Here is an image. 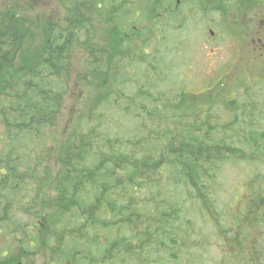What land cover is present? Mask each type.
Listing matches in <instances>:
<instances>
[{"label":"rangeland","instance_id":"rangeland-1","mask_svg":"<svg viewBox=\"0 0 264 264\" xmlns=\"http://www.w3.org/2000/svg\"><path fill=\"white\" fill-rule=\"evenodd\" d=\"M134 1L135 0L116 1V5L119 6V12L122 16V20H117L119 23L117 27L119 33L116 29H114L110 32L109 36L108 34L106 35V32L103 30L108 28L111 23L109 20L111 8L110 0H86V5H83L84 0L77 3V6L83 5L81 6V17L83 18V22L79 17V22L77 23V27L79 28L83 25L82 28H80L79 34L85 41L94 42L97 39L96 45H99L98 47L105 45L106 48H108L111 42L118 46L123 44L126 49L128 48L127 51L130 56H133L129 50V46L134 42L132 39L138 35H141V37H138L140 40L146 38L147 35L151 36L150 44L148 43L149 46L146 47L145 51L147 55H145L142 62H133L132 68L135 72H143L147 78H150L153 81L156 79H162V74L159 70L152 71V68L156 67L153 63L155 55L161 57L162 65L165 69L172 71L176 69V65L174 63L176 62V54H174L171 49H166L165 52H161L160 45L159 49L154 52L155 45H151V41L156 43L158 39L162 44V38L166 36L167 38L165 41L170 47L172 45L184 44L188 42L192 43V41L197 45L203 46V52H196L195 56L193 47L191 45H189L190 47L188 46L187 55L189 58L194 57L193 60L197 62V65L202 62H206L210 65V68H220L226 66L225 63L232 66H239L242 64L235 72H247L250 75L257 76L258 78L260 72L264 71V52L262 51L261 53H258V56L254 54L252 47L249 44L251 31L246 30L243 26H240L236 31H234L243 38V50L240 55L242 60L238 59L239 62L237 64H233L235 60H231L230 58V54L233 53V47L238 44V38L236 35H231L233 31L224 33L221 31V27H223L222 24L225 22L227 24H234V20L236 19L235 8H229L226 12L224 11L223 5L220 3L221 11L216 13V11L212 8L216 5L217 0H206V2L204 0H185L183 5H181L180 2L173 5L172 2L177 0H160L159 7L155 11H153V7L149 6L147 3L149 8V16L146 20L148 22L147 23L143 18L145 0H136V6ZM168 1L170 2L169 5H167ZM22 3V0H5L1 2V6L7 7L11 10L12 4L16 7L18 4ZM25 4L31 5L29 12L15 11L17 15L24 18L25 26L29 30L27 38L25 42L21 44V49L16 56V58L20 60L25 53H27L25 47L26 41L33 37L35 31L38 29H50V33H52L55 32V29L58 26L64 29L66 27H68V29L72 27L70 23L67 25V10L65 5H61V0H36L34 3L26 2ZM141 10L143 17H139ZM183 11H187V14L186 17H181L183 20L180 21L179 17ZM167 14H170L171 21L170 19L164 18L169 17ZM153 18H155L158 22H163L160 30L157 29L153 33L143 31L144 27L149 26V24L154 25ZM186 18H188V20ZM259 18L263 19L264 13H259ZM202 21H206L205 24L200 23ZM257 25L258 22H255L253 26L254 36L256 33L259 35L264 33V28L262 29L261 26H258L256 31L255 28ZM215 26L220 29H216ZM178 27L182 28L181 36L184 37L182 41L178 37ZM209 30L215 32V35L212 38L208 35ZM76 33L77 29L74 32V38H72L70 44L71 46L69 47L66 55V62L69 55L73 57L72 64L68 67V71H63V74L55 76L50 71L41 69V71L37 73V77L34 79V82L39 87L42 85L45 86L41 89H43L47 94L55 97L61 107L59 108V113L54 121L56 126L45 127L39 137L31 138V136L25 135L19 142L22 146L17 148L8 149L0 142V162L6 166L4 173V168L0 164V193L2 191H7L6 189H13V191L17 194L18 201H23L27 197L26 195L37 197L39 195L37 189L36 191H32L30 186H25L28 179V170L30 168H35L37 164L43 163L47 165V173L51 176L56 177L57 175H63L64 171L61 169L62 162L66 161L67 158V155L63 152V147L69 143L70 138L71 140H74V144L78 146L81 137L86 134V130H90V128L93 127L92 129L94 133L96 132L97 138L94 141L92 149H101L100 151L103 156L106 152L115 154L112 158V164L114 168L113 178L117 185L120 186L124 184L126 179L122 175L126 170L134 168L138 171V177L142 179L141 188H144V192L145 187H148L150 192L153 193L155 197L162 196L156 187L149 186V172L146 170L144 171L145 166L148 164H145L143 159H145L147 152L150 150L134 143L136 140L141 141L146 135L145 130L142 129V125L138 123V119L140 115H143V112L140 108H133L126 111V113L129 114L128 117H126V120H124L122 116L124 114V112H122L124 108L123 100L131 96L132 92L134 95L136 89L141 85L140 78L131 77L132 87L124 85L119 87L120 91L117 90V87L111 90V83L108 82L111 72L106 71L103 74H99L97 73V70L95 71V69H93L92 65H81L83 57L78 51V48L72 46ZM1 45L4 46V43H1ZM173 48L174 50L176 49L175 47ZM37 51H44L42 44ZM49 55L52 58L51 62L56 64L57 60L55 59V52L52 47L45 50L41 56L43 60L47 61L49 60ZM17 59L15 61L5 63L15 64L19 69L21 65L17 64ZM31 59H33L36 63L38 56H33ZM107 61H109V59L104 58L102 65H104ZM111 61L113 63V60ZM150 62L153 64H150ZM3 64L0 66V71L3 70ZM248 65H252L250 71H247L246 69ZM190 66L191 63H188L186 74L184 76H187L189 69L191 68ZM113 67L114 66L112 65V69ZM56 68L59 67L57 66ZM36 71L38 70L35 68V72ZM21 73H24L23 83H26L29 80V74L26 72ZM116 75H118L117 78L119 80L127 78L123 72ZM217 76L218 74L215 70H210L206 74L208 79H215ZM178 77L183 78L180 75ZM38 79L42 80V85L38 84ZM194 79L196 82H199L203 79V77L195 76L192 81H194ZM250 83L256 84V80H251ZM189 84V82H183L179 86V96L181 99H187L189 96H196V94H193V91L191 90L192 88L190 87L191 85L193 86V84H190V86ZM210 84L212 85V81ZM261 90H263L262 96H257L255 94V107L256 109L264 110V88ZM195 92L197 93L198 90H195ZM19 95L21 96L23 93L20 92ZM103 97L109 98L107 99L106 104L101 103ZM136 99L145 102L144 98H139L138 95L136 96ZM238 99L239 101L243 100L241 96ZM1 102L0 110H3L7 117H14V111L8 108V105L13 103L12 100L7 98L5 101ZM34 102L37 104L38 111L40 113L44 112H42L41 106L48 105L46 99L44 98ZM119 104H121V106H118ZM146 104L149 105L148 102H146ZM51 105L53 106V104ZM256 116L257 114H255L253 120L256 119ZM83 123L88 124L86 129L81 125ZM147 123H149L148 117L146 124ZM260 123V126H251V129L257 133L263 132L264 119H260ZM1 124H3V121L0 115V137L2 136V141H6L8 138L5 136V132H2ZM108 142H112L114 144V146L110 148L111 151H107L108 149L104 145ZM86 144L92 145V140L89 139V137ZM6 151L8 152L6 156H4ZM161 164H163V168L160 169L156 175L159 173L168 174L166 164ZM24 165L29 166L30 168L23 167ZM263 175L264 158H262V162H250L247 165L242 163H238L236 165H224L223 172L220 177L221 187L215 186V189L218 191L219 200L221 203L224 202L227 197L231 196L233 191L237 189L242 194V189L233 187L237 182L246 176V180H244L242 184H245L247 181L249 190H246L245 188L243 189V193L246 194V197H240L238 200V208H236L240 210L239 215L241 216L246 208L247 202L245 201L248 197L247 193L252 194L254 189H258L255 180L259 176ZM66 181L67 183H71L70 178H67ZM83 184L84 182H82V185ZM99 184L100 182L98 183V186ZM160 184V187H163L164 183L162 178L160 180ZM102 185L105 184L103 183ZM11 197H13V195H11ZM89 197L90 194L83 193L78 200L86 201ZM126 198L127 197L125 196H115L112 197L111 200L124 201ZM0 201V208H2L3 201L1 199ZM233 205L234 202L230 204L231 210H233ZM23 210L24 208H21L20 219L24 222V224L11 230L8 235L5 234L0 227V264H4V251L8 254L15 255L16 246L11 240L19 242L28 236H34L38 231L41 218H36L34 217V214L31 213L25 214ZM44 213L51 214L50 211H44L42 214ZM11 215L12 217H15V210L13 214L11 213ZM254 217L255 216L252 215L250 220L253 221ZM50 218L56 219L58 216L52 215ZM256 218H264V208H262V212L257 215ZM14 231L19 233H14ZM53 231L57 236L63 238L64 242L70 247L76 246L74 237L69 234V226L63 220L59 219L58 224L53 227ZM206 232L209 233L210 229ZM221 236V234L216 235L212 239L213 241L210 243V247L208 248L205 246L202 248H194L193 251H187L182 249L180 246L174 245L172 248H169L168 252L173 255L174 259L172 260L175 264H187L185 263L187 260H189V262L191 260H195L197 252L200 251H203L202 256H204V258L207 256L204 252L206 251L209 258L218 262L220 259V253L218 250L219 243L215 239H218L219 241ZM51 239L55 238L51 237ZM26 242V245L33 244L31 238H27ZM193 255H196L195 258L191 257ZM251 255L255 258H259L261 261L260 264L264 263V249L259 252L253 251L251 252ZM46 263L50 262L48 260H43L38 253V257L34 263L26 261L25 264Z\"/></svg>","mask_w":264,"mask_h":264},{"label":"trees","instance_id":"trees-1","mask_svg":"<svg viewBox=\"0 0 264 264\" xmlns=\"http://www.w3.org/2000/svg\"><path fill=\"white\" fill-rule=\"evenodd\" d=\"M82 1L83 0H64L62 2V6L69 3L66 10L68 12V23L70 22L72 27L67 31L66 39L60 43L57 42V45L54 47V52L56 54L55 59L57 60L56 64L51 62L52 58L50 56L49 60L45 61L42 57H39V51L32 49H26L27 53H25L21 60L16 58L21 49V44L27 36V28L23 21L24 18L17 15L15 11L16 9L23 10L26 8L20 6V4L16 7L12 4V9L9 10V8L0 5V11H3L6 8L5 10L8 14L7 18H5L2 12L0 13V66L5 62L15 61L16 59L17 64L21 65L18 69L15 64L5 63L3 64V70L0 71V103H2L1 101L10 98L13 103H10L8 108L15 113L14 117H7L6 113L3 110H0L5 136L8 138L1 143L8 149L17 148L18 143L25 135H29L31 138L39 137L45 127L56 126L54 121L56 120L59 108L61 107L55 97L47 94L41 89L45 87L41 84L42 80L38 79V84L42 85L39 87L34 82V79L37 77V73H39L41 69L50 71L55 76L63 74V71H68L70 63L66 62V52L77 28L79 17L83 22V18L81 17V6L87 4V2H85L86 0H84L83 5L77 6V3ZM115 1L116 0H110V3L112 4ZM109 20L114 24L116 31L119 33L117 29L119 23L117 20L120 21L121 19L112 12L110 13ZM82 26L80 28H82ZM80 28L78 29V32L80 31ZM50 40L51 38L49 41ZM1 43H4V46H2ZM83 48L88 52L87 56L89 61L86 62V65H92L93 69H95V71L97 70V73L99 74L105 73L106 69L104 65H102L103 63L90 50L86 42H83ZM33 56H38V63H34L30 60ZM57 66L59 68H56ZM35 68L38 71L35 72ZM21 72L29 74V80L26 83H23L24 73ZM20 92L23 93V95L20 96ZM43 98L46 99L48 105L41 106L42 112H44L40 113L38 111V106L34 101L42 100ZM51 104H53V106ZM81 125L86 129L88 124L83 123ZM92 128L86 130V134L81 137L78 146H76L74 140H71L70 138L69 143L63 147V152L67 155V158L66 161L62 162L61 169H77L76 167L85 169L88 175L74 174L73 178L79 180L81 178L85 179L89 176L86 182L83 185V181H75L69 184L64 181L61 182V179L70 177L69 174L57 175L56 177L52 176L53 179H56L51 182L52 196L45 199L43 189L47 183L42 182L38 189L39 195L34 198V201L36 202L34 211L28 206L26 207V214L31 213L34 214V217L41 218V223L38 226L40 236L37 237V242L41 244L42 249L45 251L48 247L49 237L53 233V227L58 224L60 215L65 212L68 213L72 208L78 207L76 203L78 189H81V194H90V197L87 200L89 205L86 209H83L84 214L88 213L90 219H92V201L98 200L104 202L105 204L102 207L107 211L106 215L119 218V222H121V226H123V228L117 233L132 225V218L137 217L139 209L134 200L129 198L128 194L131 193L134 196L139 194L138 188L140 187L138 184H140V182L138 181V171L134 168L126 170L122 176L126 179L127 183L120 186L117 185L113 178L114 168L112 164V158L115 154L106 152L103 156L100 151L101 149H92L94 141L97 138V134L96 132L94 133ZM194 129H196V127ZM212 129L213 128L206 130L210 131ZM190 133L191 129L172 128L171 130H166V128H153L152 130H147L146 135L141 141L136 140L134 143L150 150L147 152L145 159H143L144 163L148 164L144 168V171L146 170L149 172L148 184L152 187H158L159 182L154 176H156L158 171L163 168V164L161 163H165L166 168H169L171 164L172 168L178 171V175L174 177L176 183L195 188V196L204 206H201V209L212 218L218 227L223 228L221 222H226L224 216H215V210L208 209L209 200L205 193L207 192L209 182L214 176L213 171L216 167V163L222 161L218 156V150L226 147V144L223 139L216 140L214 143L209 144L206 141V138H201L196 135L194 137V156L191 157L186 152L180 155V159L177 162H170V154L174 143L190 137ZM88 137L92 140V145L86 144ZM0 139L2 140V136ZM104 145L107 147V151H111L110 148L114 146L112 142H108ZM77 159L80 160V163H75L74 165V161ZM23 167L30 168L26 165ZM35 167L47 166L41 163L40 166L37 164ZM46 178L48 179V176ZM99 182L100 184L98 186ZM103 183L105 185H102ZM257 191L258 192L253 193V197L249 194V202L251 201L253 205L264 207L263 192L260 189ZM97 193L98 198L96 197ZM149 195L154 194L150 193ZM179 195L180 192L166 196V193L164 192L161 199H156V197L148 198V231L146 236L148 244L146 243V254H152L151 250L155 245L165 248L166 244L170 243L174 246L177 241L183 237L179 232H173L164 236L160 232L159 227L156 228L154 232L152 231L153 224L160 226L166 222L167 218H173L172 212L174 213L177 210L176 197ZM115 196H125L127 198L124 201L111 200V198ZM9 211L10 207L8 205L2 207L0 211V224L4 229L5 234L9 233L11 231L9 229L12 228L9 225L8 220V217L10 216ZM44 211H50L51 214H42ZM258 211L259 213L261 212L260 207L258 208ZM52 215H58L59 217L51 219L50 217ZM250 219V214H247L243 221L236 223L238 231L244 236L243 240L239 243H232L227 241L225 236H221L219 239L221 241L220 245L233 250L246 248L249 245H259L264 248V230L261 227L264 219H257L256 217L253 218V221ZM82 231L85 232L86 235H89L90 233L88 229H82ZM14 233L19 232L14 231ZM110 238L112 245L114 241L113 236H110ZM182 243L183 242H180V244ZM107 253L108 252L106 251V253L97 260H93L88 255L85 257L80 255L78 259L79 261L85 259L90 264H148L146 263L145 256L142 252L139 255L134 256L132 259H129V257L126 256L116 257L115 255L113 260L111 257H107ZM242 261L243 264H250L251 259L244 256Z\"/></svg>","mask_w":264,"mask_h":264},{"label":"flooded vegetation","instance_id":"flooded-vegetation-1","mask_svg":"<svg viewBox=\"0 0 264 264\" xmlns=\"http://www.w3.org/2000/svg\"><path fill=\"white\" fill-rule=\"evenodd\" d=\"M256 5H257V8L254 9L255 13H252L250 16L253 18V15H255L259 19V13H264V0H257ZM245 11H246V8H243L242 13L244 14ZM259 25L263 28L264 22L260 21ZM256 39H258V37H256ZM261 43H262V45H261L262 48H264V35H263V39H261ZM125 59H126V57L123 58V61ZM17 202L18 201H13L12 205L18 209L19 207L17 206ZM0 204H1V201H0ZM7 235H8V233H7ZM11 241L16 246L15 255L10 254V256H9L8 254H6L5 258L8 259L7 264H11L12 262H15V264H19L21 262V260L25 258V254L27 252H30V251H28V249H26V247L24 245L25 243L22 242L23 240L19 241V242H15L13 240H11ZM21 256H24V257L20 260Z\"/></svg>","mask_w":264,"mask_h":264},{"label":"bare ground","instance_id":"bare-ground-1","mask_svg":"<svg viewBox=\"0 0 264 264\" xmlns=\"http://www.w3.org/2000/svg\"><path fill=\"white\" fill-rule=\"evenodd\" d=\"M207 8V7H206ZM210 9V8H209ZM194 11V10H193ZM196 13V12H195ZM167 23V22H166ZM138 29V28H137ZM143 35V34H142ZM187 38V37H186ZM205 38V37H204ZM208 38V37H207ZM125 40V39H124ZM178 41V40H177ZM190 47V46H189ZM87 188V187H86ZM238 190V189H237ZM88 193V192H87Z\"/></svg>","mask_w":264,"mask_h":264}]
</instances>
